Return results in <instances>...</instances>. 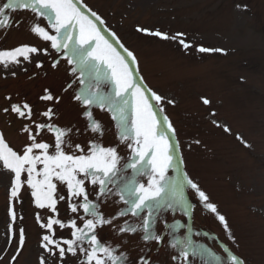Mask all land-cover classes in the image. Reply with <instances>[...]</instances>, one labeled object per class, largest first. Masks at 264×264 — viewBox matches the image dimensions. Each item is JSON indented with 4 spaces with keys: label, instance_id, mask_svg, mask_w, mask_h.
Masks as SVG:
<instances>
[{
    "label": "rangeland",
    "instance_id": "1",
    "mask_svg": "<svg viewBox=\"0 0 264 264\" xmlns=\"http://www.w3.org/2000/svg\"><path fill=\"white\" fill-rule=\"evenodd\" d=\"M5 0H0V4ZM105 21L101 30L115 45L110 33L115 32L120 43L132 51L136 62V82L151 88L157 94L175 101L173 105H161L176 129L171 136L175 145L179 141L178 152L183 156L179 171L175 166L168 175L182 181V173L198 182L215 203L218 212L228 221L236 244L226 234L215 214L203 207L197 195L186 186L182 188L184 200L191 206L189 214L177 207L163 209L159 219H154L157 233L171 231L179 240L189 239L194 246L208 249L213 256L207 257L212 264H230L228 257L235 254L245 264H264V0H82ZM238 5L240 7H238ZM15 19H22L19 27H12L7 34L0 32V49H11L21 44L46 47L47 44L30 34L28 27L33 16L28 11L13 13ZM42 24L46 21L41 19ZM138 27L159 30L169 36L185 33L186 42L192 47L185 50L177 41L163 40L138 32ZM223 49V52L201 53L199 47ZM122 52V49H119ZM45 61L44 69L27 65L29 71L17 72L13 77L0 68V107L8 103L4 97L11 95L14 100L27 99L33 104H42L38 96L44 88L59 92L66 86L69 76L67 64L61 60L57 70L49 67L48 57H36ZM130 60V58H128ZM142 78V79H141ZM75 87V86H74ZM110 91V89H109ZM71 92V90H70ZM202 98L211 101L205 105ZM153 105L156 104L152 101ZM83 109L64 94L60 106L62 125L76 124L81 130L85 120L81 118ZM95 117L105 128L102 139L104 146H116V122L107 111L94 109ZM214 112L215 116H210ZM131 115V113H129ZM216 120L226 125L229 132L211 123ZM0 128L6 132L10 146L19 150L24 137L19 135V123L8 127L5 118L0 117ZM92 133H83L79 142H86ZM199 140L196 144L194 141ZM191 144V148L188 145ZM123 167L129 160L130 152L123 144L118 148ZM130 176L131 170L124 173ZM145 183V177L137 178ZM10 174L0 168V249L8 244ZM91 187V186H90ZM22 203L16 204L17 219L11 225L18 232L24 227L26 233L25 250L17 264H37L41 253L39 248L41 229L35 214L43 217L46 210L37 209L33 198L25 190L21 193ZM90 199H95L90 195ZM111 196L101 204L100 211L113 216L124 207ZM60 218L70 213L61 202L58 205ZM50 214V213H49ZM80 215H83L81 212ZM134 221L128 216L116 220ZM78 224L80 221H77ZM165 225L168 227L166 228ZM101 236L114 244L122 243L120 251L127 252L128 264L140 255L149 257L153 264H175L171 259L177 249L168 246L170 237L165 234V243H145L142 233L117 235L110 227L99 230ZM68 230H56V235H67ZM16 240L0 264H7ZM192 264H203L201 258H190Z\"/></svg>",
    "mask_w": 264,
    "mask_h": 264
},
{
    "label": "snow or ice",
    "instance_id": "2",
    "mask_svg": "<svg viewBox=\"0 0 264 264\" xmlns=\"http://www.w3.org/2000/svg\"><path fill=\"white\" fill-rule=\"evenodd\" d=\"M21 11L32 14L28 30L47 46L21 44L0 49V68L15 77L18 71L27 73V65L44 69L45 61L36 57H48L52 70L60 67L61 60L66 62L69 81L59 92L44 88L37 98L43 107L27 99L14 100L11 95L4 97L8 103L0 107V117L5 118L6 125L11 127L19 123L17 132L24 137L22 147L16 150L10 146L5 130L0 128V168L10 174V227L8 244L0 249V260L7 254L12 239L16 240V247L7 264H17L25 250L24 227H19L18 232L11 227L17 219L23 220V215L17 216L15 206L22 203L20 197L25 190L37 209L46 210L43 217L40 212L35 214L42 232L37 264H128L127 252L120 251L123 242L114 244L101 236L99 230L105 227H110L117 235L142 233L143 242L157 245L165 243L166 234L170 237L168 246L177 249V254L171 258L175 264H192L190 258L196 257L201 258L203 264H212L207 257L214 254L208 249L194 246L187 238L176 239L171 231L157 233L153 227L154 219L158 220L165 208L179 207L185 214L190 213L191 206L186 204L182 191L185 186L197 195L204 208L215 214L235 245L227 219L218 212L217 205L210 201L200 184L186 172L182 173V181L168 175L174 166L179 171L183 156L178 152L179 141L174 145L171 140V136L176 135L172 122L167 115L159 119L156 109L158 107L159 113H164L161 105H173L175 101L136 82L132 67L136 56L120 43L115 32L110 35L122 52L105 37L101 30L105 21L101 16L82 0H5L0 4V32L6 35L7 30L19 27L23 20L15 19L13 13ZM41 19L46 23L42 24ZM136 30L148 36L177 41L185 50L192 47L186 42L185 33L169 36L143 27ZM198 51L223 52V49L201 46ZM64 94H70V99L83 109L81 118L86 122L83 130L76 124L59 123ZM202 102L205 105L211 103L207 98H202ZM94 109L107 111L116 122L119 141L116 146L98 142L105 128L95 117ZM210 116L215 113L211 112ZM211 123L225 132L230 131L214 119ZM83 133L94 135L86 142H79ZM120 144L130 152L123 167L118 152ZM128 170H131L130 176L124 174ZM138 177H145V183H140ZM90 195L95 199H90ZM111 196H116L115 202L124 207L106 217L100 206ZM61 202L70 213L64 219L58 211ZM128 216L135 220H123L114 225L116 220ZM57 228L67 229V235L58 237ZM228 259L230 264H245L235 254ZM132 264L153 262L142 254Z\"/></svg>",
    "mask_w": 264,
    "mask_h": 264
}]
</instances>
